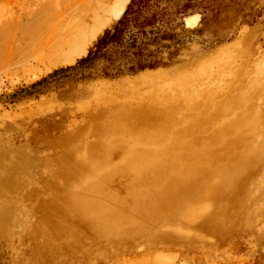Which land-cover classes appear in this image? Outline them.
I'll list each match as a JSON object with an SVG mask.
<instances>
[{
  "label": "rangeland",
  "instance_id": "obj_1",
  "mask_svg": "<svg viewBox=\"0 0 264 264\" xmlns=\"http://www.w3.org/2000/svg\"><path fill=\"white\" fill-rule=\"evenodd\" d=\"M90 1L0 0V264H264V0L165 2L79 64L130 0L71 55Z\"/></svg>",
  "mask_w": 264,
  "mask_h": 264
},
{
  "label": "trees",
  "instance_id": "obj_2",
  "mask_svg": "<svg viewBox=\"0 0 264 264\" xmlns=\"http://www.w3.org/2000/svg\"><path fill=\"white\" fill-rule=\"evenodd\" d=\"M170 1L176 4L175 7L176 14H186L191 9H194L193 4L189 3L188 0H182V2H180V0H130L125 10L123 11L122 15L117 19V21L113 24V26L111 28H106L103 34L97 37V39L93 44V47L88 50V53L85 56H82L78 59V63L81 64L88 62L89 60H92L93 58L106 52V50H108L109 48H112L113 51L124 52L126 50L125 48L128 46L139 47L140 44L143 43V40L140 39L139 42H137V36H136L137 32L140 31L141 33H144L145 32L144 25L148 24V25H155L156 26L155 32L158 33L159 28L155 23L157 22V19L164 14L162 4ZM140 6L160 7L162 8L163 12L162 14L157 15L153 10L151 16L143 20L138 30H135L130 27V23L131 20H135L136 13L138 12ZM174 20L175 17L171 18L169 22H172ZM134 27H138V25L135 24ZM149 30L152 31V28ZM138 54H140V52H138ZM147 64L148 66H150L151 62H144V63L138 62L136 67L142 68ZM136 67H134L131 64L128 66V69L134 70ZM69 68H72V66L69 65L66 67H60L52 71L51 74L53 75L58 73L59 71H64Z\"/></svg>",
  "mask_w": 264,
  "mask_h": 264
},
{
  "label": "bare ground",
  "instance_id": "obj_3",
  "mask_svg": "<svg viewBox=\"0 0 264 264\" xmlns=\"http://www.w3.org/2000/svg\"><path fill=\"white\" fill-rule=\"evenodd\" d=\"M126 1L127 0H91L89 3H88V6L86 7L85 6V2L83 3L84 4V6H83V8L80 10V8H81V6L79 7V10H80V13L79 12H77V14L80 16L79 18H82V20H83V24H81V25H79L80 23L79 22H81V21H79L78 23V25L76 26V27H71L70 25H68L69 24V22H65V23H67V24H65V26L63 25V28L65 27L66 28V26L68 27V30H67V32H65V31H63L64 33H63V35H64V37H65V39H66V41H67V43H72L71 45H68V46H72V49H73V46H74V44H75V42H74V38H72V36L73 37H75V36H77V39H80V38H82V40L84 39V40H86L87 38L86 37H82V35H89L90 37H93L95 34H96V32H98V30H99V28H101L102 27V25L105 23V21H107V19H109L110 20V18L111 17H115V15H117L122 9H123V7L125 6V3H126ZM81 2V1H80ZM82 2H83V0H82ZM79 3V2H78ZM78 6V5H77ZM69 9V8H68ZM68 11V10H67ZM69 12V11H68ZM68 12H66L68 15H67V19H70L71 17H72V15H70V17H68L69 16V14H70V12L68 13ZM66 16V15H65ZM78 17V16H77ZM66 18H64V19H66ZM78 18V20H80ZM85 21H87V23L89 22V23H92V25L91 26H88V25H90L89 23H88V25H87V23L85 24ZM59 26H61V25H59ZM82 26V27H81ZM87 27L88 26V28H84V27ZM56 27V26H55ZM54 28V27H53ZM59 28V27H58ZM54 30V29H53ZM59 30H64V29H59ZM58 33V32H57ZM62 34V33H61ZM60 34V35H61ZM50 35H51V33H50ZM80 35H81V37H80ZM52 36V35H51ZM62 36V35H61ZM55 37V36H54ZM58 37H56V39H57ZM76 38V37H75ZM73 39V40H72ZM90 39V38H89ZM58 40V39H57ZM54 41V40H53ZM81 41V40H80ZM60 44V43H59ZM62 44V43H61ZM41 45H43V44H41ZM40 45V46H41ZM78 46V45H77ZM37 48H39L38 46H37ZM68 48V50H69V47H67ZM66 48V49H67ZM75 50L74 51H71L72 49L70 48V53L69 54H71V55H73V54H76L78 51H79V49H77L78 47H76V45H75ZM57 50V49H56ZM61 49H59V51H60ZM58 51V52H59ZM62 51V50H61ZM52 53H55V52H53V51H51ZM63 52H65L64 51V48H63ZM66 53V52H65ZM62 54V53H61ZM50 55V54H49ZM56 55H57V52H56ZM71 55H68L67 54V57H61V55L59 56V55H57L56 57H58V58H63L62 60H61V62L62 61H68L69 59H70V57H71ZM45 55H43V57H44ZM48 56V55H47ZM55 56V55H54ZM70 56V57H69ZM46 57V56H45ZM51 58V57H50ZM42 59V58H41ZM55 59V58H54ZM60 60V59H59ZM113 102V101H112ZM223 104V103H222ZM224 109V108H223ZM248 112H251V111H248ZM248 112L247 111H245V116H244V119H246L245 117L248 115ZM244 114V113H243ZM208 120V119H207ZM222 126V125H221ZM230 126H232V124L230 125ZM233 129H235V128H233ZM153 133V132H152ZM146 134V133H145ZM160 134V133H159ZM146 139V138H145ZM244 140V139H243ZM242 142V141H241ZM244 142V141H243ZM135 143V142H134ZM144 143H146V142H144ZM176 143V142H175ZM187 143V142H186ZM189 144V143H188ZM212 148V147H211ZM214 152V151H213ZM248 152V151H247ZM183 155V154H182ZM131 156V155H130ZM144 162V161H143ZM191 168V167H190ZM233 183V182H232Z\"/></svg>",
  "mask_w": 264,
  "mask_h": 264
},
{
  "label": "crops",
  "instance_id": "obj_4",
  "mask_svg": "<svg viewBox=\"0 0 264 264\" xmlns=\"http://www.w3.org/2000/svg\"><path fill=\"white\" fill-rule=\"evenodd\" d=\"M194 14H197V13H194ZM194 14H191V15H194ZM191 15H188V16H191ZM186 17H187V16H186ZM186 17H185V18H186Z\"/></svg>",
  "mask_w": 264,
  "mask_h": 264
}]
</instances>
